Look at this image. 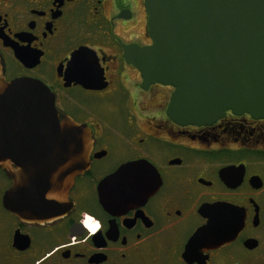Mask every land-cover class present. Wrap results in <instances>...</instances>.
Segmentation results:
<instances>
[{
    "label": "flooded vegetation",
    "instance_id": "flooded-vegetation-1",
    "mask_svg": "<svg viewBox=\"0 0 264 264\" xmlns=\"http://www.w3.org/2000/svg\"><path fill=\"white\" fill-rule=\"evenodd\" d=\"M151 44L145 0H0L6 80L42 82L92 141L51 222L4 206L0 169V264H264V119L174 122L175 88L126 57ZM131 163L120 190L102 185Z\"/></svg>",
    "mask_w": 264,
    "mask_h": 264
},
{
    "label": "water",
    "instance_id": "water-1",
    "mask_svg": "<svg viewBox=\"0 0 264 264\" xmlns=\"http://www.w3.org/2000/svg\"><path fill=\"white\" fill-rule=\"evenodd\" d=\"M145 8L152 44L127 49L126 57L144 84L175 88L171 120L203 126L227 112L264 119V0H145ZM91 143L87 129L61 119L42 82L7 81L0 59V169L13 182L4 197L11 213L32 223L65 215ZM139 165H126L102 185L120 190Z\"/></svg>",
    "mask_w": 264,
    "mask_h": 264
}]
</instances>
